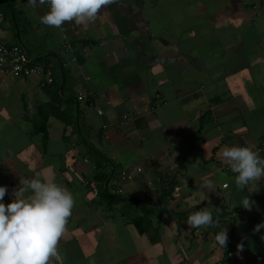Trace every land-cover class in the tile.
Masks as SVG:
<instances>
[{
  "label": "crops",
  "instance_id": "obj_1",
  "mask_svg": "<svg viewBox=\"0 0 264 264\" xmlns=\"http://www.w3.org/2000/svg\"><path fill=\"white\" fill-rule=\"evenodd\" d=\"M2 3L0 43L37 69L0 71L4 202L53 178L75 201L49 264H264V176L241 189L221 155L239 143L264 159V0H112L60 27L39 22L47 5ZM200 208L219 225L188 224Z\"/></svg>",
  "mask_w": 264,
  "mask_h": 264
},
{
  "label": "clouds",
  "instance_id": "obj_2",
  "mask_svg": "<svg viewBox=\"0 0 264 264\" xmlns=\"http://www.w3.org/2000/svg\"><path fill=\"white\" fill-rule=\"evenodd\" d=\"M112 0H28L32 7L37 3L47 5V11L39 17V22L54 27L62 26L66 21L85 24L95 20ZM224 161L236 174V184L243 189L250 181L264 176V159L251 147L234 143L224 145L221 153ZM211 183V182H209ZM32 195L23 197L26 188H20L15 198L4 202L7 186H0V264H49L51 257L61 260L57 245L65 231L68 217L74 206V196L67 188L55 182L41 179L25 180ZM255 201L246 195L242 198V207L251 210ZM187 223L193 227L218 226L213 212L207 208L192 211ZM264 221L254 227L259 232ZM218 244L227 243V229L215 234Z\"/></svg>",
  "mask_w": 264,
  "mask_h": 264
},
{
  "label": "built area",
  "instance_id": "obj_3",
  "mask_svg": "<svg viewBox=\"0 0 264 264\" xmlns=\"http://www.w3.org/2000/svg\"><path fill=\"white\" fill-rule=\"evenodd\" d=\"M249 2V0H246ZM253 0H250L252 2ZM4 21V14L0 12V23ZM0 71L14 78L28 77L37 73V69L31 64L26 50L20 45H8L0 43ZM52 79L49 80L51 82ZM81 99V97H79ZM101 113V111H98ZM230 168V167H229ZM137 171H141L137 169ZM226 187V185H223ZM120 194V191L117 192Z\"/></svg>",
  "mask_w": 264,
  "mask_h": 264
},
{
  "label": "trees",
  "instance_id": "obj_4",
  "mask_svg": "<svg viewBox=\"0 0 264 264\" xmlns=\"http://www.w3.org/2000/svg\"><path fill=\"white\" fill-rule=\"evenodd\" d=\"M257 1L258 0H253L252 1V3H253V5H254V7H256L257 6ZM1 12V11H0ZM3 13V12H2ZM4 14V13H3ZM5 15V14H4ZM45 118V117H44ZM46 121H44V123H42V125H41V127H39V128H37L36 129V133H38V134H42L43 135V144H44V146L46 145V140H47V137H46V123H45ZM87 154L90 156V157H93V158H96V160H95V162H96V171L95 172H97L96 174H95V181L96 182H99V183H101V184H104L105 183V181L107 180V178H108V173H103V170H104V168H105V162H104V160H102L100 157H102V156H100L97 152H96V150L93 148V147H91V146H87ZM100 156V157H99ZM99 171V172H98ZM100 193L103 195V197H108V198H110V199H112V202L113 201H118V199H119V197H117L116 195H109V193L107 192V190L105 189V190H100ZM134 226L138 229V231L140 232V233H142L143 231H142V229H141V224H139V223H137V221H134ZM225 258H224V264L226 263V261H227V259H228V253L227 252H225ZM222 264H223V262H222Z\"/></svg>",
  "mask_w": 264,
  "mask_h": 264
},
{
  "label": "rangeland",
  "instance_id": "obj_5",
  "mask_svg": "<svg viewBox=\"0 0 264 264\" xmlns=\"http://www.w3.org/2000/svg\"><path fill=\"white\" fill-rule=\"evenodd\" d=\"M1 4L3 5L2 0H1ZM263 66H264V65H263ZM245 71H246V70H245ZM263 77H264V75H263ZM142 153L144 154L145 152H142ZM54 157H55V156H53V155H50V156L48 155V159H49L50 161H53V160H54ZM139 158H140V157H137V158H136V161H138ZM114 164H115V163H114ZM114 167L117 168V167H116V164H115ZM116 196L119 197L118 194H116ZM116 215H118V214H116ZM116 218L118 219L119 216H116Z\"/></svg>",
  "mask_w": 264,
  "mask_h": 264
}]
</instances>
